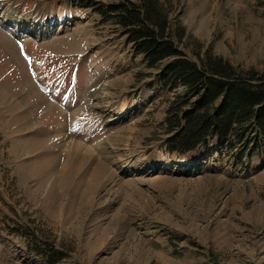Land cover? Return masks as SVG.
<instances>
[{
  "label": "rangeland",
  "instance_id": "obj_1",
  "mask_svg": "<svg viewBox=\"0 0 264 264\" xmlns=\"http://www.w3.org/2000/svg\"><path fill=\"white\" fill-rule=\"evenodd\" d=\"M141 1L0 0V264H264V148L165 152L173 58L147 67L102 13ZM161 2L187 59L264 71V0Z\"/></svg>",
  "mask_w": 264,
  "mask_h": 264
},
{
  "label": "trees",
  "instance_id": "obj_2",
  "mask_svg": "<svg viewBox=\"0 0 264 264\" xmlns=\"http://www.w3.org/2000/svg\"><path fill=\"white\" fill-rule=\"evenodd\" d=\"M131 5L113 4L102 13L116 20L136 53L145 56L147 67L173 58L163 84L186 89L168 109L165 124L170 136L163 143L165 152L177 157L197 153L209 149L216 139L229 140L232 146L236 141L253 143L244 147L246 151L264 148V71L237 69L211 49L197 54V61L187 59L172 39L161 0Z\"/></svg>",
  "mask_w": 264,
  "mask_h": 264
},
{
  "label": "bare ground",
  "instance_id": "obj_3",
  "mask_svg": "<svg viewBox=\"0 0 264 264\" xmlns=\"http://www.w3.org/2000/svg\"><path fill=\"white\" fill-rule=\"evenodd\" d=\"M2 18V17H1ZM1 18H0V22L2 21L1 20ZM3 19V18H2ZM30 21H32L31 19L30 20H24L23 18H19L18 20H17V24H13V25H9V28L11 29V31H12V33H17V32H21V35H20V37L21 38H25L26 36H27V34L28 35H32V36H34L35 38H44V37H46V36H44V35H47V36H49L48 35V31H44V30H47L48 28L46 27V28H44L43 29V31H41L40 32V34L39 35H36V33H33L35 30H36V28H42V27H35L34 25H32V24H30ZM34 21V23H36L37 21L36 20H33ZM24 22H26V23H24ZM25 29V31H27V33L24 35V34H22V30H24ZM32 31V32H31ZM76 143V142H75ZM75 149L76 150H78L79 149V151H81L83 148H84V146L82 145V144H75ZM87 150V149H86ZM88 151V150H87ZM86 151V152H87ZM89 152V151H88ZM87 152V153H88ZM84 153V152H83ZM82 153V154H83ZM91 154V153H90ZM80 156V155H79ZM84 156V155H83ZM77 158V157H76ZM81 158V157H80ZM84 159V158H83ZM88 158H86V160H87ZM78 160V159H77ZM83 161V160H82ZM98 162V161H97ZM99 162H100V164H102L103 166L105 165L104 163H102L100 160H99ZM41 163V162H40ZM27 164H28V166L30 167V165H31V162L29 163V162H27ZM22 165H24V164H22ZM98 165V164H97ZM94 166V165H93ZM100 167H101V165H100ZM94 168V167H93ZM108 168V167H107ZM99 169V168H98ZM110 169V168H109ZM80 170H82V169H80ZM92 171V170H91ZM106 172H107V170H105ZM85 172V171H84ZM90 172V171H89ZM110 172V171H109ZM86 173V172H85ZM98 173V172H97ZM87 175V174H86ZM90 175V174H89ZM113 176V175H112ZM88 177V176H87ZM95 177V176H94ZM113 178V177H112ZM84 179V178H83ZM80 182V181H79ZM83 183V182H82ZM80 185H81V183H79L78 185H76V189L77 190H79V188H80ZM83 185H84V183H83ZM72 211V210H71ZM98 232V231H97ZM130 246V245H129ZM0 249H1V245H0Z\"/></svg>",
  "mask_w": 264,
  "mask_h": 264
}]
</instances>
